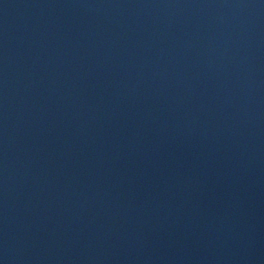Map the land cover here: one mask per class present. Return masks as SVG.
<instances>
[{
  "label": "water",
  "instance_id": "1",
  "mask_svg": "<svg viewBox=\"0 0 264 264\" xmlns=\"http://www.w3.org/2000/svg\"><path fill=\"white\" fill-rule=\"evenodd\" d=\"M0 264H264V0H0Z\"/></svg>",
  "mask_w": 264,
  "mask_h": 264
}]
</instances>
